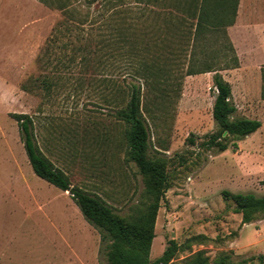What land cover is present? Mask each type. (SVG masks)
<instances>
[{
    "label": "rangeland",
    "instance_id": "rangeland-1",
    "mask_svg": "<svg viewBox=\"0 0 264 264\" xmlns=\"http://www.w3.org/2000/svg\"><path fill=\"white\" fill-rule=\"evenodd\" d=\"M196 1L0 0V239L14 251L26 255L33 237L40 253H62L65 264L76 254L79 264H107L98 230L71 194L33 173L11 113L31 115L41 153L71 185L128 217L145 201L144 183L126 157V125L115 111L134 66L158 74L137 82L146 155L165 163L168 178L149 258L175 239L173 263L203 250L211 261L227 252L233 262L264 264V218L241 223L221 194L264 193V0L238 1L226 28L236 66L220 70L235 115L261 126L222 152L202 144L216 130L212 72L184 73L203 45L218 52L217 65L227 63L218 35L188 38L194 19L185 12Z\"/></svg>",
    "mask_w": 264,
    "mask_h": 264
},
{
    "label": "trees",
    "instance_id": "trees-1",
    "mask_svg": "<svg viewBox=\"0 0 264 264\" xmlns=\"http://www.w3.org/2000/svg\"><path fill=\"white\" fill-rule=\"evenodd\" d=\"M102 1L104 4L110 2ZM238 1L198 0L195 2L196 5L192 6L193 9L188 8L185 12L190 14L189 18L194 19L188 23L190 25L188 38L191 36L196 42L201 38L207 40L209 36L218 35L221 40L219 47L224 52L221 58H225L224 62H227L217 65L213 60L219 59L218 52L215 55L212 49L203 45L199 49L200 57H197L193 50L190 52L189 63L184 71L185 74L212 72L211 81L215 94L211 116L216 124V130L207 135L202 144L214 152H222L229 145L235 147L236 140L243 139L261 126V121L256 118L235 115L237 109L232 99L230 83L220 73L224 68L236 66L237 58L227 37L226 28L235 20ZM194 42L193 46L196 45ZM192 60L197 61L191 62ZM127 73L135 81L127 83L126 101L116 109L115 115L126 125L124 134L126 157L135 164L143 177L145 201L135 212L128 217L120 216L99 196L71 185L67 175L41 153L34 138L31 115L11 113L17 123L19 138L33 173L63 191L68 189L83 218L98 230L100 240L104 244L107 264H245V260L233 262L230 253L227 252L218 253L211 261L203 250L194 251L173 263L172 259L181 247L175 239L166 241L158 257L153 260L149 258L155 219L168 188V178L165 163L146 155L149 135L141 114V88L137 80L140 78L148 80L158 74L151 68L139 69L134 66L128 67ZM262 78L264 80V75ZM188 140L194 142L190 137ZM221 194L224 199L232 202L233 211L241 216V223L264 218V193L223 190Z\"/></svg>",
    "mask_w": 264,
    "mask_h": 264
},
{
    "label": "crops",
    "instance_id": "crops-1",
    "mask_svg": "<svg viewBox=\"0 0 264 264\" xmlns=\"http://www.w3.org/2000/svg\"><path fill=\"white\" fill-rule=\"evenodd\" d=\"M28 244L30 245V251L24 255L23 253L14 251L12 243L9 240L4 241V239H0V264H65L62 253H40L37 238L32 237ZM80 260H84V258L76 254L75 264H79Z\"/></svg>",
    "mask_w": 264,
    "mask_h": 264
},
{
    "label": "water",
    "instance_id": "water-1",
    "mask_svg": "<svg viewBox=\"0 0 264 264\" xmlns=\"http://www.w3.org/2000/svg\"><path fill=\"white\" fill-rule=\"evenodd\" d=\"M66 191H68V189Z\"/></svg>",
    "mask_w": 264,
    "mask_h": 264
}]
</instances>
